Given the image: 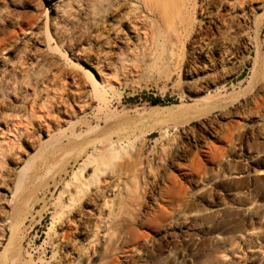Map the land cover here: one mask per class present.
Wrapping results in <instances>:
<instances>
[{"label": "bare ground", "instance_id": "6f19581e", "mask_svg": "<svg viewBox=\"0 0 264 264\" xmlns=\"http://www.w3.org/2000/svg\"><path fill=\"white\" fill-rule=\"evenodd\" d=\"M26 2L0 0V251L24 246L19 234L26 215L18 203L25 205L27 194L17 193L27 162L36 158L42 139L76 127L78 133L60 146L74 155L38 198L52 219L44 249L52 253L49 264H147L173 229L193 247L211 236L213 247L191 260L167 253L162 258L168 264H264V193L243 182L229 193L233 220L210 225L209 219L225 221L228 207L202 194L204 184L216 179H208L202 160L181 164L195 147L186 138L192 121L173 124L179 143L169 138L168 126L160 127L163 143L147 160V141L157 131L131 139L139 142L137 155L127 158L139 123L121 122L126 116L108 120L122 102H114L115 88L127 79L133 83L143 62L160 59L170 84L182 68L194 98L187 103L214 109L194 121L202 135L227 142L245 135L264 139V84L243 103L225 104L231 102H225L226 86L239 74L237 55L255 42L250 32L264 0H37L32 9L42 7L43 19ZM82 122L97 131L83 132ZM215 168L231 171L232 165L224 159ZM258 177L264 172L243 167L227 179L240 184ZM47 195L55 197L50 206ZM200 202L210 209H188Z\"/></svg>", "mask_w": 264, "mask_h": 264}, {"label": "rangeland", "instance_id": "374dc122", "mask_svg": "<svg viewBox=\"0 0 264 264\" xmlns=\"http://www.w3.org/2000/svg\"><path fill=\"white\" fill-rule=\"evenodd\" d=\"M7 1L8 0H5V2ZM39 1L41 2V0ZM36 2L37 0H27L26 5L31 6L30 10L33 14H42L41 18L43 19L44 9L42 7H38V9L35 10L34 8L32 9V6L34 7ZM259 16L260 18L258 19ZM263 24L264 10L258 13L255 21L254 29L258 28L259 30L253 29L250 32L251 39L255 41L253 44L251 43L253 48L251 46H249L250 48L247 46L245 50L248 52L244 50L242 54L237 55L235 68L239 71V74L230 80L226 86L228 93L225 95V102L231 101L230 103H225L227 105H236V102L243 103L247 97L256 91L259 85L264 84ZM169 72L170 71L167 67H165L160 59L152 62H143L133 83L127 79L125 83L117 86L113 91L112 96L114 102L117 103L120 100L122 102L116 113L113 112L109 114L108 120H110V118L111 120H115L119 117L126 116V118L123 117L124 119H121V122L128 119L139 123L138 129L135 131L137 134L133 132L131 136H129V138L131 137L129 141L137 137V139H139L138 141H140L144 139L149 130L157 131L147 141V160L152 159L153 151L156 146L162 145L163 143L162 138H160L159 135L160 127L168 126L169 138L173 139L174 143H179L181 142L182 137L177 134L173 124L176 122L180 124L192 121L190 125L191 132L186 138L187 141H195V147H193V151L188 156V159L185 160V162H181V164H183V166H187L190 162L197 160L198 158V160H202L206 166V176L208 179L211 180L216 178L213 182L204 184L206 187L203 186L205 188L203 189L202 194H205V196L213 201V203L220 202L228 207V215L225 221L209 219L210 225L214 228H218L220 225L223 226L225 222H229V219L230 221L233 220L234 216H232L233 214L231 208L234 207L235 202L232 197L229 196V193L236 192L243 182L247 183L249 181V183L252 184L253 193H264V178L258 177L255 181L243 178L240 180V184L236 182V180L227 179V176L231 172H238L243 167L249 168V170L254 173L264 172V139L256 135H245L241 138L235 137L231 142H227L224 140H212L205 134L202 135L198 130V124L194 121L198 118L204 117L209 111L211 112L214 109L196 107L187 103V98H190L191 100L194 98L190 97L186 92V82L182 76V68H177L174 84L169 83ZM231 91L233 93H230ZM228 97H231L232 99ZM155 101H157V104H153ZM243 120H241L239 124L246 126L247 122H244ZM115 122H120V120ZM82 123L83 132L95 133L97 131L94 130L96 129L94 127L95 125L90 126L86 122ZM85 124L87 127H90H85ZM72 128L73 127H70V130L67 129V132L64 130L63 132L60 131L61 133L56 132L54 135L52 134V138L50 137L51 139H47L46 137L42 139L40 143L41 145L39 144L38 148V150H40L36 153L38 156L35 154L36 158L33 156V158L29 160L32 161L33 159V161L30 163L28 161L25 166L26 169L24 167L25 171L28 169L26 171L27 174L23 171L25 173H22L21 179L23 182H20L21 187L19 188L21 189H19V192L17 193L22 194V192H25V194H27V201L24 202L25 205H23L22 202L18 203V205H21V210L26 215V222L24 226L21 227V235L19 234V239L24 242V246L22 249L19 244L15 243L11 246H7L5 251L2 249L0 251V264H10L12 260H14L13 264H49L52 253L49 252L45 255L44 249L47 247V233L49 227H51L52 219L51 215L46 214L47 212L43 209L42 202L40 200L44 197L43 194H45L48 188L49 181L56 178L64 170L67 163L74 155L66 156L60 148L61 144L64 143L66 139L69 140V138H73V133H78V129L76 127H74V129ZM138 130L140 131L138 132ZM72 131L74 132L72 133ZM131 141L129 142L130 147L125 148L127 158L131 155L133 157L137 155V143L139 142L137 140H134V142L133 140ZM70 148H72V146L68 147L64 151H67ZM209 149H214L216 152L206 153ZM254 153H257V158L254 161L249 162L248 157ZM30 156H32V154ZM50 156L53 157V160L50 164H46L45 159ZM224 159L231 163V171H218L215 168L216 163ZM39 166L42 168H40L37 173L35 170ZM18 170L20 171L21 168ZM46 172L48 174H46ZM176 173V170H172V174L176 175ZM52 198L47 195L49 206L52 205L51 203L54 201V199L53 201L51 200ZM9 199L11 200L12 197H9ZM35 205H38V207H34ZM196 205L190 204L188 209L191 210L195 207L202 210L210 209V205L205 202H200ZM183 239L184 238L181 234H179L178 230L173 229L157 242L155 250L151 252L150 257L147 260V264H168L162 258V256L167 253H179L188 260L193 258L196 259L207 253L213 247L211 236L203 238L196 247L188 244L187 241H183Z\"/></svg>", "mask_w": 264, "mask_h": 264}, {"label": "trees", "instance_id": "16d2710c", "mask_svg": "<svg viewBox=\"0 0 264 264\" xmlns=\"http://www.w3.org/2000/svg\"><path fill=\"white\" fill-rule=\"evenodd\" d=\"M153 104H157V101L153 102Z\"/></svg>", "mask_w": 264, "mask_h": 264}]
</instances>
